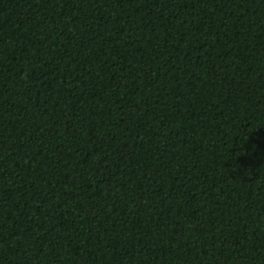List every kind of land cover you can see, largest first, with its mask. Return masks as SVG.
<instances>
[{
	"label": "trees",
	"instance_id": "1",
	"mask_svg": "<svg viewBox=\"0 0 264 264\" xmlns=\"http://www.w3.org/2000/svg\"><path fill=\"white\" fill-rule=\"evenodd\" d=\"M0 264H264V0H0Z\"/></svg>",
	"mask_w": 264,
	"mask_h": 264
}]
</instances>
